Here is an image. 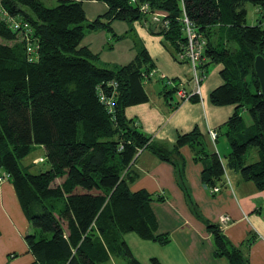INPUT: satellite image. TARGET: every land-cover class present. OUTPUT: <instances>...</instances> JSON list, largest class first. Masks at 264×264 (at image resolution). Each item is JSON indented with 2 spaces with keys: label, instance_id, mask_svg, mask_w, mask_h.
Returning <instances> with one entry per match:
<instances>
[{
  "label": "trees",
  "instance_id": "obj_1",
  "mask_svg": "<svg viewBox=\"0 0 264 264\" xmlns=\"http://www.w3.org/2000/svg\"><path fill=\"white\" fill-rule=\"evenodd\" d=\"M86 1L102 3L107 10L87 22ZM144 5L149 13L166 16L167 28L158 35L175 53L185 41L183 14L196 26L206 41L201 68L223 66L224 84L210 94V102L235 107L224 124L227 155L203 153L197 129L180 136L174 149L187 145L196 152L202 182L210 189L227 184V170L264 191V99L253 68L256 56L264 58V28L246 23L248 5L261 10L259 21L264 19V0H0V172L9 175L26 218L37 230L25 237L35 258L31 264H106L113 257L142 264L133 257L125 234L168 242L166 235L156 234L150 207L155 199L129 190L142 151L171 161L124 114L145 100L142 84L151 78L144 75L153 66L140 50L131 63L107 69L80 48L86 33L110 32L114 21L149 23L140 11ZM111 81L117 87L113 112L108 113L97 90L110 95ZM165 89L174 94L177 84ZM33 146L45 151V172L32 174L20 165ZM207 229L216 256L229 264H249L218 227ZM246 243L250 246L252 239ZM151 263L159 264L156 259Z\"/></svg>",
  "mask_w": 264,
  "mask_h": 264
},
{
  "label": "crops",
  "instance_id": "obj_2",
  "mask_svg": "<svg viewBox=\"0 0 264 264\" xmlns=\"http://www.w3.org/2000/svg\"><path fill=\"white\" fill-rule=\"evenodd\" d=\"M83 10L86 21L91 22L107 8L102 3L86 1ZM250 12L253 22L248 25L264 28V19L257 18L261 10L253 8ZM110 28V32L86 33L80 48L96 55L98 64L107 69L131 63L138 52L144 50L155 71L152 79L142 84L145 100L127 107L124 114L140 133L162 146L171 160L162 161L149 151H142L133 165L135 176L129 185L130 192L143 191L155 199L150 207L157 222L156 234L168 238L157 262L229 264L225 257L215 255L213 238L207 229L213 225L232 247L240 248L252 239L248 262L264 264V191H257L251 182L241 181L237 174L226 170L223 177L227 180L226 186L216 185L219 191L214 193L202 182L203 165L196 159V152L187 145L174 149L180 136L197 129L203 153H215L220 158L228 154L224 124L235 107L216 106L209 99L210 94L224 84L223 66L217 64L209 71L204 69L199 94L192 100L181 101L176 93L169 95L168 89L164 91L159 77L164 76L191 93L195 90L192 68L176 59L175 51L158 35L160 28L146 21H114ZM112 35L122 38L115 40ZM210 131L216 135L214 141L209 136ZM221 137H224V145L218 144ZM224 215L230 222L220 224L219 218ZM34 232L12 182L0 183V264L34 262L25 242V237Z\"/></svg>",
  "mask_w": 264,
  "mask_h": 264
},
{
  "label": "built area",
  "instance_id": "obj_3",
  "mask_svg": "<svg viewBox=\"0 0 264 264\" xmlns=\"http://www.w3.org/2000/svg\"><path fill=\"white\" fill-rule=\"evenodd\" d=\"M140 11H142L143 14L147 15L152 22L154 21V24L158 22L159 28H167V21L165 20L166 16L159 12H152L149 13L147 10V7L144 5L140 8ZM5 16V14H4ZM181 20V32L183 35V38L185 39L184 44L181 46L180 51L176 52V59L179 62L188 63L191 65L192 73H193V83L195 85V90L191 93L185 92V90L181 87V85L177 84V90L176 95L181 101H188L191 97L199 94V85L204 79V72L201 68L202 61H204V58L202 57L204 52V47L206 45V41L204 36L201 34V32L198 31L196 26L189 21L186 16L183 14ZM14 28H19V25L14 24ZM27 51H32V45L30 43H27ZM155 71L151 70L148 75H144V79H149L154 76ZM161 81L164 82V85L168 88H174L175 84L172 80L165 78L164 76L159 77ZM107 87L111 88L112 93L110 95H106L101 89L97 90L98 93V99L99 102L105 107V109L108 111V113L113 112V103H114V97H115V90L117 87V84L114 81H111L107 83ZM209 136L211 137L212 141L215 140V133L212 131L209 132ZM9 181V175L0 172V183ZM218 188H213L212 192H218ZM220 224H226L230 222V219L228 216L224 215L219 218Z\"/></svg>",
  "mask_w": 264,
  "mask_h": 264
},
{
  "label": "rangeland",
  "instance_id": "obj_4",
  "mask_svg": "<svg viewBox=\"0 0 264 264\" xmlns=\"http://www.w3.org/2000/svg\"><path fill=\"white\" fill-rule=\"evenodd\" d=\"M48 5L49 6H55L56 3L50 2ZM247 9H248L247 10L248 16L246 17V22L248 25L252 21L250 11H252L253 7L248 5ZM260 15L257 16V18L258 17L260 18ZM150 19H151V17H150ZM150 19L148 17L149 25L154 26L155 28L159 27L158 22H156V24H154V21L152 20L153 23H151ZM253 20L255 21V19H253ZM248 26H251V25H248ZM214 66H215L214 64H209L206 66L205 69H206V71H209ZM218 144H223V145L225 144L224 137H221ZM228 147H229V144H227V148ZM227 153H229V149H228ZM222 155H223V153H222ZM207 161H209V159H207ZM20 165L22 167H27L28 171L32 174H38L39 172H45L46 170H48L49 165L47 164V162L45 160V151H44L43 147L33 146L31 149V153L20 162ZM34 231L37 232V230H34ZM124 239L126 240L127 245L129 247L133 257L135 259H137L139 262H141L142 264H152L151 259H154V258L156 259L157 256H160V258L162 257V247L165 246V244H161V243L150 241V240L141 239L139 236H137L134 233L125 234ZM247 243H245L244 246H241L239 249L240 252L242 253L244 260H247V257H248L249 252H250V250H249L250 246ZM106 264H126V261H124L121 258L113 257V258H111L109 263H106Z\"/></svg>",
  "mask_w": 264,
  "mask_h": 264
},
{
  "label": "water",
  "instance_id": "obj_5",
  "mask_svg": "<svg viewBox=\"0 0 264 264\" xmlns=\"http://www.w3.org/2000/svg\"><path fill=\"white\" fill-rule=\"evenodd\" d=\"M253 68L260 86V94L264 99V58L262 56L255 57Z\"/></svg>",
  "mask_w": 264,
  "mask_h": 264
}]
</instances>
